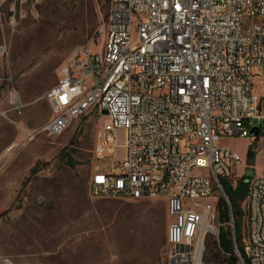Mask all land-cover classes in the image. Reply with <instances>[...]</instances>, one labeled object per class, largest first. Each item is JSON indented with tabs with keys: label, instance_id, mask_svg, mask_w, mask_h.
I'll list each match as a JSON object with an SVG mask.
<instances>
[{
	"label": "built area",
	"instance_id": "2783aa9c",
	"mask_svg": "<svg viewBox=\"0 0 264 264\" xmlns=\"http://www.w3.org/2000/svg\"><path fill=\"white\" fill-rule=\"evenodd\" d=\"M99 42L96 51L78 50L45 95L49 135L92 110L104 117L90 196L164 198L169 264H212V244L228 264L232 254L220 247L217 225L223 197L233 256L264 264V176L250 178L238 231L222 180L237 184L243 158L220 144L264 130V0H110ZM7 101L4 109L0 102L1 116L22 112L15 89ZM0 264L14 262L6 257Z\"/></svg>",
	"mask_w": 264,
	"mask_h": 264
},
{
	"label": "rangeland",
	"instance_id": "374dc122",
	"mask_svg": "<svg viewBox=\"0 0 264 264\" xmlns=\"http://www.w3.org/2000/svg\"><path fill=\"white\" fill-rule=\"evenodd\" d=\"M99 9V0H0V78H5L1 108L10 106V89L18 92L23 103L21 113L0 115V260L169 264L164 198L90 196L97 163L93 148L104 117L92 110L74 118L61 135L45 131L52 115L45 95L58 83L63 66L81 48L100 47L109 10ZM258 85L255 93L261 95ZM19 141L23 142L12 155L3 156L9 145ZM220 144L243 158L237 180L245 174L250 149L255 153L250 167L264 176V130L259 136L224 137ZM242 209L245 214L244 203ZM230 221L221 206L220 245L233 255ZM214 252L210 248L206 259L223 264L222 255L214 258ZM234 260L240 264L236 256L228 264Z\"/></svg>",
	"mask_w": 264,
	"mask_h": 264
},
{
	"label": "trees",
	"instance_id": "16d2710c",
	"mask_svg": "<svg viewBox=\"0 0 264 264\" xmlns=\"http://www.w3.org/2000/svg\"><path fill=\"white\" fill-rule=\"evenodd\" d=\"M109 1L110 0H99V3H100V12L103 13V11L105 12L106 9L109 10ZM94 11V7L91 6V12ZM261 131L259 132L258 136L260 135ZM65 155V154H64ZM249 161H252L254 163L255 161V153L252 149L249 150L248 152V162ZM69 165H71L72 167H75V164L69 160L68 161ZM223 182V185H224V190L226 192V194L228 195L230 201H231V205H232V208H233V212H234V216H235V219H236V224H237V228H238V231H241V218L243 217V209H242V204L244 203L247 195H248V191H249V182L246 181V177L243 176V178H240L238 181H237V184L236 185H233L230 181H227V180H222ZM221 206H223L225 212L227 211L229 213V208L227 206V203L225 201V199L223 197H220L219 201H218V210L220 211L221 209ZM163 214V217H164V212L162 213ZM161 214V216H162ZM220 237H221V233H220ZM221 247V245H220ZM211 249H214L215 252L213 253V257L214 258H218L219 257V254H221L218 250H217V247L212 244ZM222 248V247H221ZM223 250V249H222ZM232 256L231 255L227 262H229V260L232 259ZM225 259L223 258V261ZM237 261L234 260L233 261V264H236Z\"/></svg>",
	"mask_w": 264,
	"mask_h": 264
},
{
	"label": "water",
	"instance_id": "95a60500",
	"mask_svg": "<svg viewBox=\"0 0 264 264\" xmlns=\"http://www.w3.org/2000/svg\"><path fill=\"white\" fill-rule=\"evenodd\" d=\"M103 114H108V111L106 109L103 110ZM251 133L255 134L256 136L259 134V129L258 128H253L251 130ZM250 165H253L252 161L248 162V169L245 172V177H246V181L249 182L250 178L255 174V171L253 170V168L250 167Z\"/></svg>",
	"mask_w": 264,
	"mask_h": 264
}]
</instances>
